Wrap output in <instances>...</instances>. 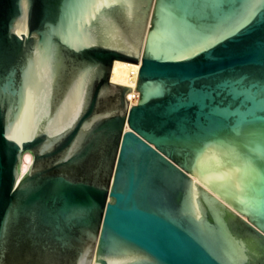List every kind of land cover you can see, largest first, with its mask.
Wrapping results in <instances>:
<instances>
[{"label": "water", "instance_id": "obj_1", "mask_svg": "<svg viewBox=\"0 0 264 264\" xmlns=\"http://www.w3.org/2000/svg\"><path fill=\"white\" fill-rule=\"evenodd\" d=\"M0 264H264V0H0Z\"/></svg>", "mask_w": 264, "mask_h": 264}, {"label": "bare ground", "instance_id": "obj_2", "mask_svg": "<svg viewBox=\"0 0 264 264\" xmlns=\"http://www.w3.org/2000/svg\"><path fill=\"white\" fill-rule=\"evenodd\" d=\"M139 67H140L139 61L136 64L118 59H114L111 65V70L109 75L110 82L123 86L132 87L129 97L130 105L136 104L138 99V92L134 90V88L137 80ZM127 129H128L127 126H125V130Z\"/></svg>", "mask_w": 264, "mask_h": 264}]
</instances>
